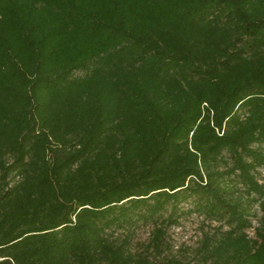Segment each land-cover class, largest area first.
Returning a JSON list of instances; mask_svg holds the SVG:
<instances>
[{"label": "trees", "instance_id": "1", "mask_svg": "<svg viewBox=\"0 0 264 264\" xmlns=\"http://www.w3.org/2000/svg\"><path fill=\"white\" fill-rule=\"evenodd\" d=\"M259 169L264 0H0V264H264Z\"/></svg>", "mask_w": 264, "mask_h": 264}, {"label": "rangeland", "instance_id": "2", "mask_svg": "<svg viewBox=\"0 0 264 264\" xmlns=\"http://www.w3.org/2000/svg\"><path fill=\"white\" fill-rule=\"evenodd\" d=\"M258 181L264 185V169H259ZM249 198V213L251 228L247 230L249 238L255 237V232L264 224V208L261 204L263 199L252 197ZM193 204H181L184 215L179 216L175 224H171L166 230L164 238L163 251L157 259L163 260L175 257L186 262H196L198 260L197 250L200 249L205 236L210 237L217 234L220 229L219 224L205 221L204 217L198 213H189L187 210L192 209ZM178 215V214H177ZM153 226H141L137 232L131 236V252L142 253L150 244ZM227 230L223 227L222 231Z\"/></svg>", "mask_w": 264, "mask_h": 264}]
</instances>
